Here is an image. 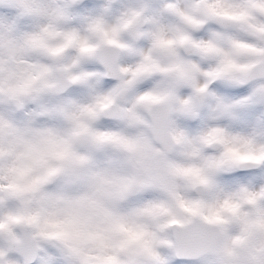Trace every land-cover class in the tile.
Instances as JSON below:
<instances>
[{
  "label": "rangeland",
  "instance_id": "1",
  "mask_svg": "<svg viewBox=\"0 0 264 264\" xmlns=\"http://www.w3.org/2000/svg\"><path fill=\"white\" fill-rule=\"evenodd\" d=\"M115 12L122 19L112 25L110 15ZM243 12L249 16L240 19ZM211 16L230 19L236 26L222 30L210 23ZM136 19L144 22L143 29L135 31L137 38L127 32ZM168 22L174 32L163 38L159 32ZM259 25H264V0H0V154L7 149L6 157L0 155V175L10 160L30 163L21 167L30 179L59 169L32 191L0 182V263L21 264L9 244L19 239L15 226L23 224L37 248L33 264H85L29 223L40 213L41 219L68 221L74 231L92 238L86 264H264V158H259L261 168L256 172L235 171L236 162L257 161L260 154L230 155L224 139L228 134L209 122L211 109L220 113L227 131L250 128L246 125L250 116L257 115L252 131L264 143V99L256 91L264 80L242 83L248 67L256 59L264 60ZM83 28L86 38L79 50L76 32ZM35 34L36 43V37H29ZM184 43L195 46L198 55L184 57L180 50ZM101 44L120 48L122 81L103 78L91 56ZM58 56L73 87L53 97L46 88L55 81ZM100 83L113 88L102 94ZM153 84V93L140 95ZM218 90L245 95L230 104L217 97ZM199 91L204 92L200 103L195 100ZM97 93L103 95L102 102L90 109L87 103ZM171 93L177 101L167 131L174 148L165 157L150 140L146 109ZM25 94L21 110L15 112L6 98ZM110 103L123 110V119H102ZM207 129L213 133L205 138ZM77 135L88 136L96 146L73 149L71 140ZM210 142L218 143L220 150L209 149ZM65 143L64 158L45 155V149ZM188 148H197L192 160L200 163L199 170L185 168ZM105 178H116L117 183L102 186ZM194 184L202 185L201 197L191 193ZM111 204L116 209H110ZM191 204L205 211L192 213ZM192 216L218 227L220 256L176 261L172 251H166L171 250L169 225L185 224ZM140 231L153 239L159 236L164 244L141 251L136 239Z\"/></svg>",
  "mask_w": 264,
  "mask_h": 264
},
{
  "label": "water",
  "instance_id": "2",
  "mask_svg": "<svg viewBox=\"0 0 264 264\" xmlns=\"http://www.w3.org/2000/svg\"><path fill=\"white\" fill-rule=\"evenodd\" d=\"M209 21L222 30H230L236 26L234 21L222 17L211 16ZM143 25L141 21H138V23L128 29L129 33L134 37L133 31L141 29ZM204 26L205 22H202L198 25V28L201 29ZM180 50L182 55L187 58L196 57L199 53L198 49L189 43L182 44ZM120 54V48L112 44H101L93 49L91 56L102 69L105 80L122 81L123 74L118 69ZM61 62L62 57L58 56L55 58L54 63L57 66L55 81L46 88V92L53 97L62 96L73 87V82L65 77L64 71L60 67ZM262 80H264V60H260L258 64L253 63L250 65L242 76V83L245 85ZM185 85L188 86L189 81H185ZM26 98V94L19 99L9 96L6 101L15 112H19L21 103ZM203 99V91L195 93V100L198 103L202 102ZM176 101V94L171 93L162 101L150 103L146 109L150 140L158 145L161 155L165 157L170 156L174 148V144L168 135L167 125L172 107ZM101 117L106 121L121 120L124 117V112L117 104L110 103L103 109ZM71 146L73 149H79L84 146L94 148L96 143L86 135H77L71 140ZM208 147L212 151L220 150V146L216 142H210ZM258 168H260V163L256 161L244 160L234 164V169L238 172L256 170ZM190 190L196 197H201L204 191L201 184H194ZM15 228L19 239L11 242L9 249L20 257L21 264H33L37 258V248L34 239L30 236L29 228L23 224H17ZM169 237L172 256L177 261H196L207 255H221L217 226L205 223L196 216H192L188 222L182 225L171 223L169 225ZM66 258L69 259V256H66ZM226 261L227 258H224V262Z\"/></svg>",
  "mask_w": 264,
  "mask_h": 264
},
{
  "label": "clouds",
  "instance_id": "3",
  "mask_svg": "<svg viewBox=\"0 0 264 264\" xmlns=\"http://www.w3.org/2000/svg\"><path fill=\"white\" fill-rule=\"evenodd\" d=\"M211 11H215V7L209 5ZM249 16V13L243 12L240 14V19H245ZM257 33L259 36L264 37V25H259L257 27ZM260 63L259 59L254 61V64ZM259 96L264 99V85L260 86L257 90ZM228 152L231 151H245V152H256L259 158H264V143L257 140L255 136H249L240 142L231 144L228 146ZM68 154L67 144H61L53 146L50 149H45V155L50 156L55 159H62ZM0 155L7 156V149ZM251 159V157H248ZM59 169L50 168L47 169L42 175L36 177L35 179H30L28 170L22 168L5 167L3 175H0V180H4L9 187L19 188L21 191L27 192L38 188L39 186L48 182V180L54 176ZM188 210L192 213H198L205 211V209L199 204H191ZM210 214L214 213L215 209H206ZM30 224L33 227L39 229L40 235L46 240L56 241L62 247L68 255L74 256L75 258L84 261L85 264L90 258L89 244L92 239L90 236L74 231L71 227L70 222L58 220L52 217H43L41 219L40 213H36L31 217ZM136 239L141 245V251L148 252L150 249L154 248L156 245H163L164 240L159 236L154 239L149 237L144 231H140L136 234ZM166 251H171L167 250ZM146 259L148 257H145Z\"/></svg>",
  "mask_w": 264,
  "mask_h": 264
},
{
  "label": "bare ground",
  "instance_id": "4",
  "mask_svg": "<svg viewBox=\"0 0 264 264\" xmlns=\"http://www.w3.org/2000/svg\"><path fill=\"white\" fill-rule=\"evenodd\" d=\"M54 5L55 4H52L51 3V6L52 7ZM236 5L243 7L244 6V3H237ZM184 10L185 9H182L181 13H184V12L186 13L187 12L186 10L185 11ZM119 13L120 12H115L114 14H111L110 15L111 18H112V20H113L112 21V25L117 24L120 21V19H122L121 16L119 15ZM168 24H169V26H167L163 30H160V32H159V35H161V33H163V38H167L168 36H172V33L174 32V27L172 26V24H170V22H168ZM76 33H77V42L75 44L77 45V48L79 50H81V48H82V41H85V38H86V29L83 28L82 30L77 31ZM38 34L30 35L29 37L32 38V39H33V37H36V41H35V43H36L37 42V39H38ZM31 44H34V43H32L30 41V45ZM129 70H131V68H129ZM90 74L94 75V73H92V72H90ZM98 88H99V86H98ZM111 88H113V87H110V85L109 86L104 85V87H103V85H101V83H100V90H102V92H103L102 94H105L107 91L111 90ZM155 89H156V84H153V85H151L149 87H145V88L142 89L143 91L140 93V95H142V96H145L146 95L147 96L150 93H153ZM88 91H89V89H88ZM89 93H91V90H90ZM217 93H218L217 94V97H219L220 99H223V100H227V102H229L230 104L235 103V102H239L240 97H242L243 95H245L243 93L236 92V91H234L233 93L224 94L222 91L218 90ZM91 98H92L91 101H89V103H87V107H89L90 109H95L102 102L103 95H101L100 93H97L96 96L94 94H92V97ZM210 112H211V113H209L210 114L209 115V122H210V124L214 128L217 126L219 128V130H220L221 133L226 132L228 134V135H226L224 137V139H226L225 140L226 149L231 144L240 142V141H242L243 139H245V138H247L249 136H254L255 132L252 131V128H253L252 126L255 125V123L259 119V117L257 115H255V116L251 115L250 116V117H253V118H252V120L248 124H246L250 128H245V127L242 126V127H240L241 129H234V130H228L227 131L226 130V124L219 119L221 117L220 113L219 114H216L213 109H211ZM225 113H226L225 111H222V116L223 117L226 115ZM239 121H240V119L239 120H236V123H234V124L235 125L236 124H239ZM258 123L259 124H262V123H260V121ZM262 126H264V124ZM212 133L213 132L210 129H207V130L203 131V134L202 135L206 138V137H210L212 135ZM184 151H187V152H185L184 157L188 158V161H189L188 165H186V167L185 166L184 167L185 168H189V169L194 168L195 170H199L200 163H193L194 160H192V158L196 155V153H198L197 152L198 151L197 148H193V149H189L188 148V149H185ZM227 153H229V154L230 153L236 154V157H237L238 155H240V156L241 155H244V154H247L248 155V154H250L252 152H245V151H231V152H228L227 151ZM5 162H6L5 165L3 164L4 166H2V169H3L2 175L4 173V169H5L6 166L7 167H13V168H21L22 166H25L26 167L27 165H30V163H28V164H21L18 160H15V161H13V160L11 161L10 160L9 162L8 161H5ZM0 182L3 183V184L6 183L4 180H0ZM116 183H117L116 178H111L109 180L105 178V180H103V182H102V186H106L107 188H111ZM114 195L115 194H108V193L105 194V196L108 197V198L116 197ZM110 209L114 210V209H116V206L114 204H111ZM116 218L118 219L117 216H115V219Z\"/></svg>",
  "mask_w": 264,
  "mask_h": 264
},
{
  "label": "flooded vegetation",
  "instance_id": "5",
  "mask_svg": "<svg viewBox=\"0 0 264 264\" xmlns=\"http://www.w3.org/2000/svg\"><path fill=\"white\" fill-rule=\"evenodd\" d=\"M144 10H141V14H142V12H143ZM138 21H141L143 24H144V22L141 20V19H136L133 23H132V25H130L128 28H127V32L129 33V28L130 27H133L136 23H138ZM143 27H144V25H143ZM143 27L141 28V29H143ZM140 30V29H139ZM136 30H134L133 31V34L135 35L134 37L135 38H137L138 37V35H137V33L135 32ZM130 34V33H129ZM131 35V34H130ZM131 37H133L132 35H131ZM244 161V160H243ZM249 161H255V160H249ZM257 162V161H256ZM259 163H260V168H261V162L259 161ZM260 168H258V169H256V170H248V171H243V172H256V171H258ZM236 171V170H235ZM238 172V171H237ZM229 223H231V224H229ZM233 223H232V221H229L228 222V225H232ZM218 228V227H217ZM218 235H219V232H218ZM213 256V255H212ZM218 257V256H217ZM224 260V259H223ZM228 260V259H227Z\"/></svg>",
  "mask_w": 264,
  "mask_h": 264
}]
</instances>
